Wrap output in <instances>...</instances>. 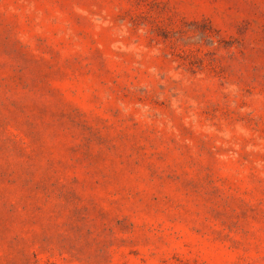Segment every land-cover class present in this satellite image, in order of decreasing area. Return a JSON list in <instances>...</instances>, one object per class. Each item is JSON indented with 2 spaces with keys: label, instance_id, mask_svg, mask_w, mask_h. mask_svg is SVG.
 <instances>
[{
  "label": "rangeland",
  "instance_id": "1",
  "mask_svg": "<svg viewBox=\"0 0 264 264\" xmlns=\"http://www.w3.org/2000/svg\"><path fill=\"white\" fill-rule=\"evenodd\" d=\"M0 264H264V0H0Z\"/></svg>",
  "mask_w": 264,
  "mask_h": 264
}]
</instances>
